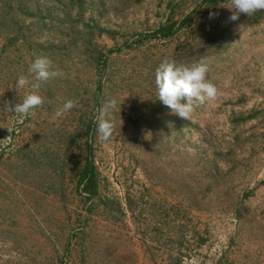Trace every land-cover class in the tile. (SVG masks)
Returning <instances> with one entry per match:
<instances>
[{
	"label": "rangeland",
	"instance_id": "374dc122",
	"mask_svg": "<svg viewBox=\"0 0 264 264\" xmlns=\"http://www.w3.org/2000/svg\"><path fill=\"white\" fill-rule=\"evenodd\" d=\"M83 1L0 0V264H264V20L239 23L222 49L182 60L203 28L224 26L232 5L211 9L212 18L205 11L171 40L138 43L171 4L180 21L202 0ZM115 48L103 74L114 128L107 142L97 135L94 156L101 195L122 211L97 208L87 221L72 191V137L80 118H91L99 79L88 51ZM41 55L60 75L41 85L31 115L14 116L4 104L23 96L15 82ZM165 58L208 64L217 97L195 102L189 119L157 100L155 69ZM67 100L74 107L57 117ZM56 158L65 176L44 165ZM61 177L68 198L53 188Z\"/></svg>",
	"mask_w": 264,
	"mask_h": 264
},
{
	"label": "trees",
	"instance_id": "16d2710c",
	"mask_svg": "<svg viewBox=\"0 0 264 264\" xmlns=\"http://www.w3.org/2000/svg\"><path fill=\"white\" fill-rule=\"evenodd\" d=\"M71 5L75 8H82L84 5L83 0H69ZM175 4H171L169 6L170 15L167 17L164 23H160L159 26L153 30L152 32L146 33L145 35H139L140 37L136 42H142L145 39H158V40H171L180 32L190 29L194 25H196L197 21H199L201 16L205 11H209L211 9H219L225 5H232L231 0H202V2L197 5L191 12L186 14L184 18L180 21L175 20L174 13ZM174 7V9H173ZM264 20V10H259L253 13L250 16L245 14H240L239 18L235 21L227 20L224 21V26L222 28L217 26H212L210 28H203V33L200 34L199 40L192 39L190 42L188 51L183 53L181 57L182 60L191 59L195 56H198L200 53H203L207 47L217 45V50L222 49L225 44L226 35L230 33V29L235 27L237 24L242 23L245 27H256ZM143 37V38H142ZM122 48L110 49L106 53L105 52H96V54H92L90 51V58L96 62V66L93 64V70L96 71L98 80L94 82L93 92L90 96L91 106L89 108V113L87 117L91 113V118L85 119L80 118L81 129L78 133L74 134L72 137V143L76 147V159L74 163H76L77 168L75 170V178L73 179V193L80 199V203L83 202L85 205L86 215H82L88 221V216L97 210V208L109 209L114 207L117 211H122V205L118 200H110L109 197H104L101 195V178L98 167L96 165L95 156H94V142L97 137L96 131V117L98 113V109L103 106L104 101V92H105V83L103 82V74L107 69V65L109 62L110 55L114 53H119ZM254 119L253 116L248 117H239L236 119V122L241 124L250 122ZM84 126V130L82 128ZM85 138V140H83ZM58 158H56V164L53 160H50L48 164L45 162V166L48 168H53L54 173L57 171L62 172V174L66 175V164L58 163ZM65 178L61 177L60 181H57V185L52 184L53 188L56 186L60 189L57 193L64 198H68V185L65 184ZM126 203L131 210H134V206H136L135 199L128 197L126 199ZM85 219H83L85 221ZM82 220V219H81ZM79 220V222H81ZM206 239L202 238L201 244L206 243ZM66 254L69 255V247L66 250Z\"/></svg>",
	"mask_w": 264,
	"mask_h": 264
},
{
	"label": "clouds",
	"instance_id": "9594fccd",
	"mask_svg": "<svg viewBox=\"0 0 264 264\" xmlns=\"http://www.w3.org/2000/svg\"><path fill=\"white\" fill-rule=\"evenodd\" d=\"M232 15L230 20L235 21L240 14L247 16L256 11L264 10V0H231ZM229 9V8H228ZM214 13L209 14L212 18ZM27 75H21L15 82V90H25L23 96H19L18 102L9 106L6 111L14 116L25 118L43 103V97L39 94L41 85L57 77L60 73L53 69L52 61L47 56H36L28 66ZM208 64L202 59L190 65L178 64L169 58L163 59L155 69V90L157 100L168 107L173 114L181 118L189 119L195 102L203 103L212 101L217 97V88L206 78ZM74 107L72 100L64 102L55 113L61 117L65 112ZM116 107L115 101H110L98 109L96 117V131L101 141H109L114 128L111 122L110 109Z\"/></svg>",
	"mask_w": 264,
	"mask_h": 264
}]
</instances>
